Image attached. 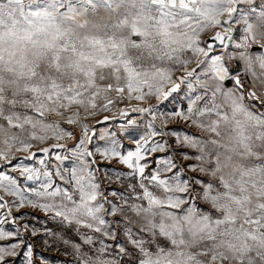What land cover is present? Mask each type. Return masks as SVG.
Returning <instances> with one entry per match:
<instances>
[{
  "label": "snow or ice",
  "instance_id": "1",
  "mask_svg": "<svg viewBox=\"0 0 264 264\" xmlns=\"http://www.w3.org/2000/svg\"><path fill=\"white\" fill-rule=\"evenodd\" d=\"M41 238L264 264V0H0V264H49Z\"/></svg>",
  "mask_w": 264,
  "mask_h": 264
},
{
  "label": "rangeland",
  "instance_id": "2",
  "mask_svg": "<svg viewBox=\"0 0 264 264\" xmlns=\"http://www.w3.org/2000/svg\"><path fill=\"white\" fill-rule=\"evenodd\" d=\"M132 104H136L137 102L136 101H132L131 102ZM129 105L127 104V102L125 104H119L117 105L116 107L117 108H121V107H128ZM116 111V108L113 109V112ZM103 115H109L111 116L112 113H104L101 115V119H103ZM128 118H131V119H138V114H135V113H129V117H126V118H120L119 115L117 114L116 115V118L115 119H111L109 120L108 122H106L105 124L103 125H96V131L97 133H99L100 129L103 127V128H108L109 130L111 131H117L118 128H119V125L122 124V123H126L127 119ZM90 124H95V121H88ZM183 125H178L177 127H182ZM65 127H68L70 128L71 126H68V125H65ZM138 138V137H137ZM124 143L126 145H128L130 148L134 149V145L130 144L129 141L127 139H125ZM68 144L69 146H71L72 144V141H68ZM18 155H25L24 153H18ZM115 186V185H113ZM6 199H11L10 197H6ZM14 211V214L15 213V210ZM21 211L23 212H33L32 209L30 208H25V209H22ZM33 215H35L36 217L39 218L40 221H44V214L42 212H39V211H36L33 213ZM29 219H31V217H29ZM32 223H37L36 220H32L31 221ZM47 224V227H50V228H55V225L49 220L46 222ZM4 227L7 229L9 226L8 225H4ZM8 241H0V244H4V243H7ZM51 243H55L53 241H50ZM36 251L39 255L45 257L48 259L49 261V264H62L63 261H71L72 260V257L71 255H65V248L64 246L61 244L59 245V249L56 247V246H53L52 248L50 249H44L43 248V238H41L38 242H37V248H36ZM69 253L71 252L70 249L67 250Z\"/></svg>",
  "mask_w": 264,
  "mask_h": 264
}]
</instances>
